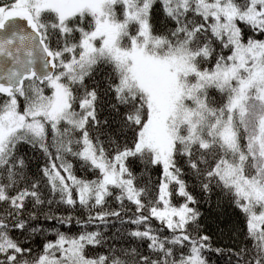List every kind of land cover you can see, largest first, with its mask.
Returning <instances> with one entry per match:
<instances>
[{"label":"snow or ice","instance_id":"6c2138e0","mask_svg":"<svg viewBox=\"0 0 264 264\" xmlns=\"http://www.w3.org/2000/svg\"><path fill=\"white\" fill-rule=\"evenodd\" d=\"M0 264H264V0H0Z\"/></svg>","mask_w":264,"mask_h":264}]
</instances>
